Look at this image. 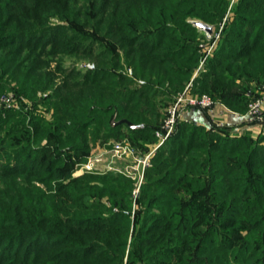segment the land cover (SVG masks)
Wrapping results in <instances>:
<instances>
[{
	"label": "trees",
	"instance_id": "trees-1",
	"mask_svg": "<svg viewBox=\"0 0 264 264\" xmlns=\"http://www.w3.org/2000/svg\"><path fill=\"white\" fill-rule=\"evenodd\" d=\"M258 2L264 4V0H258ZM20 3L21 6L28 9L36 8L33 0H20ZM223 3L226 4L225 0H223ZM251 5L242 10L248 13L249 18H243V20L240 16L236 17L235 22H233L237 23L236 27H239L240 23H244L245 19H251L254 14L261 13L264 16V12H261L257 8L258 6ZM50 7L45 8V11L49 8V12L46 11L44 15L42 14L41 18L43 20L46 15L56 14L54 8ZM235 10L239 13L241 8L238 7ZM224 11L225 8L223 7L219 13L223 14ZM139 13L136 14V20L134 21V26L137 28L131 26L127 29L129 34H127V40L122 44L128 48L126 51L127 64L133 66L135 73L146 76L151 80L155 79L154 81L159 84L166 83L165 94L173 95L184 87L186 80L189 81L194 69L199 64V54L196 48H191L192 52L188 54L185 50L176 55L171 53L166 45L161 47V49H164L162 54H153L156 49L160 48V42L157 44L150 42L146 45L141 37L147 30L151 33L160 28L161 25L165 26L166 19L169 16L163 10L160 12L153 11V8ZM213 13L217 12L213 11ZM158 16L165 17V20L159 21ZM7 17L13 19L14 12L6 11ZM18 18L24 23L27 20L22 16ZM1 25L7 26L5 20L1 22ZM14 25L17 24L12 23L7 28H0V38L3 37L0 39V43L4 42L1 45L9 46L13 44L15 37H17L16 42L20 46L31 45L30 40H23L22 34H25V31L22 28L14 27ZM185 30L192 32L189 28ZM247 31L244 30L242 34L243 36L247 35L245 38L247 42L242 44L236 52L227 49L228 46L223 48L222 44L219 43L217 49L220 50H213L211 55L208 54L209 56L207 55L204 60L205 72L225 67L227 71H231L230 73L234 75L240 73L241 76L264 78V48L258 46L259 41L264 37V32L262 34L260 32L263 30H259L249 39L251 33ZM134 35H137V38L132 41ZM149 37L148 35L147 39ZM136 41L141 42L133 47L132 45ZM2 47L0 46V48ZM184 47L182 46V49ZM224 49H226L225 53L223 52ZM8 52H12L13 56H9V60L6 61L9 63L14 62L16 53L13 50ZM22 59H19L16 63L14 62V65H10V68L7 66L11 71L9 72L12 73L11 76L13 77L17 71V76L14 77H17L22 84L38 87L41 76L46 74L42 73V68L35 67L34 64L26 66V60L21 61ZM95 72H85L82 78H75L76 80L66 76L55 87H52L54 88L53 93L45 97V100L38 99V103L43 102L49 106L53 105V118L51 120L35 115H30V118H28L25 114H20L18 118H15L18 114L11 112V119L6 123L4 133L7 135L6 145L11 152V162L15 167L6 170L4 175L1 174L3 182H0V189L6 195V198H0V214L2 215L0 229L5 231L0 232V241L7 239L8 236L6 235H13L8 231L16 234L24 227H33L37 229L36 232L50 234L49 237H56L58 234L65 233V237H73H70L71 240L81 236L80 234L73 236L71 228L84 230L85 232L94 229L92 232H101V236L106 238L104 240L105 247L94 253L85 250L79 252L80 248L78 250H66L65 255H63L61 254L63 251L57 253L58 250L53 248V246L59 244L54 242L42 246L31 256V250L28 252L23 249L24 253H21V246L17 250L13 249V258L18 261L16 264H44V262L47 264H105L108 262L119 264L120 253L116 251L109 252V246L116 250L124 246L130 234V228L132 231L131 238L136 233L138 235L137 239L140 241L137 248L138 253L144 256L147 255L155 249L156 243L165 242H155L158 240L159 234H157L156 239L147 236L153 234V232L146 231L149 218L148 213L144 214L152 207L153 191L157 192L161 187L158 196L166 200L165 203L170 207L176 208L167 207L165 211L168 220L178 222L177 226L174 227L176 236L170 237L172 249L176 247L181 251V253L177 251L176 254L179 255L177 257H182L184 252H186L185 257H190L195 252L188 249L186 245L205 241L202 244L203 248L200 251L197 248L198 252L196 253L201 257H206L205 264H226L227 255L238 259L239 264H264V181L256 180L255 183H259V186L251 193L248 192L250 187L249 177L256 176L255 173L250 171L249 167H261L264 159V148L256 144L259 138L256 142H253L249 132L235 138L223 134V128H206L195 122L177 121L175 131L159 146L156 156L153 158L155 165L163 155L170 154L171 163H167L166 166L162 163L157 164L153 172H147L148 180L144 183L142 193L139 196V202L143 205V208L141 207L142 209L137 212L132 226L129 219L122 217V214L118 215L113 212L111 215L106 216L105 212L109 208H106L103 213L98 212V209L104 207L99 206L103 205L99 203V196L109 197L114 203L117 201L118 208H130L129 204L126 203L123 207L122 198L119 200L118 197L120 194L124 196V193H126L124 191L131 188V185L125 180L122 181L123 183L116 184L105 181L101 187L93 185L95 189L93 195H88V197L80 196L84 192L83 189L86 188L84 184H81L84 186L82 188H79L76 184L75 188L80 190L78 195L72 194L73 188L65 190L64 187H59L60 185L52 191L53 194H42L35 186L29 191L23 181L26 176H22L20 181L16 180L17 175L30 173L50 175L51 178L55 179H66L71 174L75 164L82 161L81 156H83L89 140L96 141L102 138L119 137L123 133H127L128 137L134 141H140L141 137H147V142L155 141L154 131L160 124L159 117L161 114L159 109L155 108L149 115L141 117V115H144V110L141 107H136V101L140 102L141 100L135 99V103H133L131 102L133 98L130 97L129 93L123 92L119 88H116L113 92L105 85H101L99 81L103 79V72H98L101 74L100 77ZM29 78L32 79L30 84L27 82ZM120 78L124 80L125 76L121 75ZM25 79L27 80L24 81ZM49 79H46L45 82L47 83ZM220 81L222 80L213 79V84L216 85ZM196 82L198 81L196 80ZM40 88L47 89L46 85ZM206 88V84H200V90H206ZM212 96L213 100L224 103L234 111L244 113L247 110V101L249 100H247L248 98L243 91L234 92L232 89L219 88L218 90L213 88ZM119 99L122 101L121 103ZM114 109L116 121L120 118H126L133 123L142 122L143 126L131 128L126 123L113 124L108 118V114ZM25 118H28V124H25ZM1 120H3L2 117ZM0 129L2 130L3 126H0ZM65 147L74 150L77 156L74 157L70 154L64 156ZM165 167H168L169 170L163 178L160 175L165 173L163 172ZM208 176L211 177L210 179L223 180L224 183L228 184L222 189L224 192L227 190L226 194L228 195L226 197L230 201L226 204L225 207L228 208L225 211L226 213L231 211L232 215L235 218L237 217V224H241L244 219L249 221V217L255 219L260 214L258 217L262 219V222L257 224L258 220H256L251 224V227L255 230L252 236L255 241L251 244H249V239L246 237L243 238L240 246L231 248L230 245L225 244L223 238L228 234L225 235L216 227V223H220V220H216L218 222L215 221L213 224L206 225L199 230L198 225L205 221V204H201V208H195L200 204H191L197 201L196 196L197 198L200 197V192H206L209 187L214 189L219 186L218 182L204 180ZM261 176V180H264V173ZM187 181H190L192 186H187V183L189 184ZM178 185H183L182 187L186 190L188 198L171 196L172 189L175 190L179 187ZM192 187L194 191L190 194L189 190L191 191ZM249 194L253 198L250 199L248 196L244 200V197ZM190 196L192 197L189 198ZM222 199L224 198L222 197ZM219 205H222V203ZM190 206L192 208L189 210ZM195 215L196 218H193ZM192 218L193 222L191 223ZM41 222L46 223L43 229L40 228L41 224L39 223ZM61 225H66L68 228L65 229ZM191 225L197 231L193 230ZM110 229L113 230L110 232ZM28 231L32 230H26V232ZM232 233H235V231H232ZM196 237H200V239L198 238V240ZM88 241L79 242L77 246L82 247V245L90 244L93 239ZM231 246H233V243ZM184 260L183 264H192L191 262L184 263Z\"/></svg>",
	"mask_w": 264,
	"mask_h": 264
},
{
	"label": "rangeland",
	"instance_id": "rangeland-1",
	"mask_svg": "<svg viewBox=\"0 0 264 264\" xmlns=\"http://www.w3.org/2000/svg\"><path fill=\"white\" fill-rule=\"evenodd\" d=\"M33 2L36 4L34 6L36 8L28 9L20 5V0H0V28H7L8 25L12 23L17 24L14 25V27L19 29L22 28L25 31V34L21 33L24 38L23 40L31 41V45L29 46H20V44L16 42L18 40L17 37H15L13 39L14 43L9 46L1 45L4 44V42L0 43V46H3L0 48V118L2 117L3 119L0 121V126H3V129H0V182H3L1 180L3 179L1 178L3 177L1 174L4 175L6 170H11L15 167L11 162V152L6 145L7 135L4 133L6 123L11 119V112L18 114L15 118H18L20 114H25L28 118H30V115H35L46 120H51L53 118V105L49 106L43 102L38 103V99L42 98L45 100V97L53 93L54 88L52 87H55L61 80L66 78V76H70L72 80H76L75 78H82L85 72L88 71H96L95 73L98 77L101 76L98 72H103V79L99 81L100 84L105 85L107 88L113 90V92L116 88H119L123 92L129 93L130 97L133 98L131 102L135 103V99L141 100L140 102L136 101V107H141L142 110H144V115H141V117L149 115L155 108L159 109L161 115L159 117L160 124L158 127H160L164 119H166L169 107L181 93H185L184 96H200L206 94L213 102L211 106H200L197 104L188 105L184 110V112L199 111L201 115V117L199 115V120L205 117V121H201L206 124L202 123L201 126L207 128V126H210L212 123L213 125H220V122H218V119L222 118L220 115L230 114L227 111L228 109H226V107H229L222 102L221 103L225 106L224 110L219 111L215 109V104L220 102L213 100V88L218 90L219 88L232 89L234 92L243 91L248 98L247 100H249L247 101V110L244 112L247 113L246 118H248L249 131L247 129L241 130L238 128L239 130L228 132L227 130L230 127L224 125L223 128L226 129V131L222 133L239 138V136H243V134L249 132L253 142H256L259 138L256 144L264 148V99L260 104L258 112H250L249 109L250 103L259 98H264V78L241 76L240 73L234 75L230 73L231 71H227L225 67L205 72L206 68L204 66V60L207 55H211L213 50H220L217 49L220 45L219 43L222 44L223 48L228 46L227 49L229 48L232 52H236L240 49L242 44L247 42V40L245 41L247 35H242L244 30H248L251 33L249 39L252 38L255 32H259V30H263L260 32L263 34L264 16H262L261 13L252 15V18L249 20L245 19L246 22L243 21L244 23L239 24L241 27H236L237 23H233L238 16H240L241 19L249 18L248 13L242 10L245 7H249L251 4H255L261 12H264L263 3L258 2V0H225L226 4L223 3V0H33ZM49 6H51L50 8H54L56 14L51 13L48 16L46 15L43 20L41 16L42 14L44 15L46 11L49 12V8L45 11V8ZM223 7L225 11L223 14H220V9ZM238 7L241 8L239 13L235 10V8ZM150 8H153V11L159 12L163 10L169 16L168 19H166L165 26L161 25L160 28L151 33L147 30L146 32L148 33L146 34V32H144L143 37H141L146 45L150 42L156 44L160 42V48H158V50L156 49L153 54H162L164 49H161V47L166 45V47L171 50L170 52L176 55L181 54L185 50L186 54H188L192 52L191 48H196L200 57L199 64L194 69L189 81L186 80L184 87L173 95L165 94L166 83L159 84L154 81L155 79L151 80L146 76L144 77L139 73H135L133 71V66L127 64L126 51L128 48L122 45L124 44L123 42L127 40V34H129L127 29L131 28V26L137 28L134 26L136 14L138 12L141 13V11L145 12ZM6 11L14 12L13 19H9V17L6 18ZM213 11L217 13H213ZM21 16L27 19L25 23L18 18ZM4 20L7 26L1 25V22ZM158 20L163 21L165 17L158 16ZM201 23L211 26V33L201 27ZM186 28L191 29L192 32L186 31ZM148 35L150 37L147 39ZM2 38L3 37L0 39ZM136 38L137 35H134L132 41ZM138 42L141 41H136L132 46H137ZM182 46H185L184 49H182ZM258 46H263L262 48H264V37L259 41ZM10 50L16 53L14 59L15 63L23 58L21 61L26 60V66L34 64L35 67L38 66L42 68V73L46 75L41 76L38 87L22 84L17 77H14L17 76V71L13 77L11 76L12 73H10L11 71L9 68L10 65H14V62L9 63L6 61L9 60V56H13L12 52H8ZM225 50L226 49L223 51L224 53ZM21 61L20 63H22ZM175 63L178 62L176 61ZM89 65L93 67L90 68L88 67ZM7 66H9V68ZM121 75L125 76L124 80L120 78ZM48 78L50 79L46 83L45 81ZM213 79H220L222 81L214 85ZM26 80L27 79L24 81ZM31 80L32 79L29 78L27 82L30 84ZM196 80L198 82H196ZM201 83L206 84V90L199 89ZM43 85H46L47 89L40 88ZM121 102L120 100V103ZM234 113L241 117L240 112L234 111ZM115 114V109L108 114V118L111 122L115 120ZM182 114L183 112L180 113V117ZM28 118H25V124H28ZM235 120L233 121H235L237 125L242 122L240 118H235ZM139 123L143 124L142 122ZM157 128H155V130ZM155 139H157L156 136ZM117 143L132 151L135 150L134 154H138V157H144L150 150L151 144L155 143V141L147 142V137H141L140 141H134L128 137L127 133H123V135L119 137L102 138L96 141L89 140L87 148L86 150L84 149V154L81 156L82 161L75 164L71 174L66 179H55L51 178L50 175L45 176L39 173H30L17 175L16 180L20 181L22 180V176H26L23 181L27 188H29V191L35 186L38 188L39 193L42 194H53L52 191L60 185L59 187H64L65 190L73 188L72 194L78 195L80 190L75 188L76 184L79 188L84 187L81 185L84 184L86 188L83 189L84 192L80 195L81 197L82 195L87 197L88 195L92 196L95 190L93 185L101 187L104 185L105 181L116 184L119 182L123 183L122 181L125 180L131 185V188H129L130 190L124 191L126 192L124 196L120 194L118 197L119 200L122 198L123 207L129 204L130 208H118L119 204H117V201L114 203L109 197L99 196V203L103 204L99 206L104 207L98 209V212L103 213L106 211V208H109V210L105 212L106 216L111 215L113 212L118 215L122 214V217L129 219L130 225L132 226L137 212L143 208V205L139 202V196L142 193L144 183L148 180L147 172H153L157 164L162 163L166 166L167 163H171V157L170 154L163 155L154 165L153 158H155L157 151L155 150L143 165L138 163L132 156L122 155L121 151H116L114 145ZM64 150V156L68 154L74 157L77 156L76 152L68 147H65ZM262 162L260 168L249 167L250 171L256 175L254 177H249V193L259 186V183H255L256 180L264 181L261 180V174L264 173V159ZM168 170V167L163 168V172L165 173L160 176L164 178ZM210 178L211 177L208 176L204 180L207 182H218L219 186L214 189H210L209 187L206 192H200V197L197 198L196 196L197 201L191 204H200V206H195V208H201V204H205V221L198 225L199 230L206 225L213 224L216 220H220V223H216V227L225 233V235L228 234L223 238L225 244L230 245L231 248L240 246L241 241L245 237L249 239V244H251L255 241V239H252L255 230L251 227V224L256 220H258L257 224L262 222V219L258 217L260 214L255 219L249 217V221L244 219L241 224H237V217L235 218L231 211L227 213L225 211L228 208L225 206L230 201H228L226 197V195H228L226 194L227 190L224 192L222 189L228 186V184L224 183L223 180L219 181ZM187 182H189L187 186H192L190 181ZM178 186L179 187L175 188V190L172 189L171 196L188 198L186 190L182 187L183 185ZM161 188L157 190V192L153 191L154 196L151 200L152 207L149 208L147 212L145 211L144 214L148 213L149 218L146 231L153 232V234H148L147 236L156 239L157 234H159L157 237L158 240L155 242H165L156 243L155 249L144 256L138 253L137 248L140 241L137 239L138 235L136 233H134L131 238L132 231L130 228V234L124 246L117 250L109 246V252L116 251L120 253V259H118L119 264H183L182 262L184 259V263L205 264V260L207 261L206 257H201L199 254H196L198 252L197 248L200 251L205 241L186 245L188 249L195 252V254L190 257H185L186 252L182 253V255L184 254L182 257H177L179 255L176 253L179 250L176 249V247L172 249L170 237L176 236L174 234V227L177 226L178 222L176 220L172 221L167 219L165 209L170 207V205L166 204V200L158 196ZM192 189L191 191L189 190L190 194L194 191V189ZM29 196L31 197L30 193ZM156 196L158 197L154 198ZM248 196L250 199L253 198V196L249 194L244 197V200H246ZM191 197L192 196L189 198ZM222 197L226 199L224 200ZM0 198H6V195L1 192V189ZM220 203H222V205H219ZM170 208L176 209L172 206ZM191 208L190 206L189 210ZM1 216L0 214V217ZM193 218H196V215ZM193 218L191 219V223L193 222ZM1 219L2 217L0 220ZM44 222L46 221L44 220ZM44 222L39 223L41 224V229H43L44 224H46ZM193 225H191L192 229L197 231L195 227L193 228ZM61 226L65 229L68 228L66 225ZM228 229L230 230L228 231ZM26 230L32 231L26 232ZM36 230L37 229L33 227H24L16 234L12 233V231H8L13 235H6L8 238L0 241V264L18 263V261L13 258V249L15 248L17 250L21 246V253L23 249L28 252L31 250V256L42 248V246L54 242H58L59 244L53 246V248L58 250L57 253L63 251V253H61L63 255H65L64 252L66 250H78V248H80L79 252L85 250L86 252L94 253L105 247L104 240H106V238L101 236V232H92L94 229L85 232L84 230L71 228L70 230L73 236H78L77 234L81 235L77 238L75 237L76 239L74 238V240L70 239L71 236L65 237V233L58 234L56 237H49L50 234L36 232ZM112 230L113 229H110V232ZM232 231H235V233H232ZM0 232L5 231L0 229ZM198 238L200 239V237H196V239ZM90 239H93L90 244L82 245V247L77 246V243ZM64 242L67 243L65 244ZM232 243L233 246H231ZM179 252L181 253V251ZM226 259V264H239L238 259H234L233 256L227 255ZM45 263L46 262H44V264ZM105 264L116 263L108 262Z\"/></svg>",
	"mask_w": 264,
	"mask_h": 264
},
{
	"label": "built area",
	"instance_id": "built-area-1",
	"mask_svg": "<svg viewBox=\"0 0 264 264\" xmlns=\"http://www.w3.org/2000/svg\"><path fill=\"white\" fill-rule=\"evenodd\" d=\"M88 67L92 68V65ZM185 93H181L174 103L169 107L168 115L164 119L160 127L155 130V136L157 142L153 144L150 150L144 155V157H138V154H134L135 150L127 149L118 143L114 145L116 151H121L122 155L132 156L138 163L145 164L152 153L171 135L175 130L177 121L180 118V113L188 107V105L197 104L200 106H211L212 101L206 94L200 96H184ZM264 98H259L256 101L250 103V112H258L261 102Z\"/></svg>",
	"mask_w": 264,
	"mask_h": 264
},
{
	"label": "crops",
	"instance_id": "crops-1",
	"mask_svg": "<svg viewBox=\"0 0 264 264\" xmlns=\"http://www.w3.org/2000/svg\"><path fill=\"white\" fill-rule=\"evenodd\" d=\"M221 103V102H220ZM216 103L215 104V109H218L219 111H221V110H224V108H225V106L221 103ZM226 109H228L227 111L230 113V114H222V115H220V117H222V118H219L218 119V122H220L219 124L220 125H216V124H214L213 125V123L210 125V126H207V127H211V128H215V129H217V128H223V126L224 125H226V126H229L230 128L227 130L228 132L229 131H233V130H239V129H247L248 131H249V123H248V118H246L247 116H246V114L247 113H241L240 114V116L241 117H239V116H237L238 114H235L234 113V111L233 110H229V109H231V108H227L226 107ZM225 109V110H226ZM199 115H200V113H199V111H185V112H183V114H182V116L179 118V120L180 121H188V122H195L196 124H205L204 122H202L203 120L205 121V117H203V118H201V120H199ZM235 116V117H234ZM200 117H201V115H200ZM225 117V118H224ZM235 118H240L241 120H242V122L240 123V124H236L235 123ZM178 120V121H179ZM233 120H235V121H233ZM206 125V124H205ZM239 128V129H238ZM223 130L224 131H226V129H224L223 128ZM157 140L158 139H155V143L157 142ZM155 143H152L151 144V146L153 145V144H155Z\"/></svg>",
	"mask_w": 264,
	"mask_h": 264
},
{
	"label": "water",
	"instance_id": "water-1",
	"mask_svg": "<svg viewBox=\"0 0 264 264\" xmlns=\"http://www.w3.org/2000/svg\"><path fill=\"white\" fill-rule=\"evenodd\" d=\"M200 25H201V27H203L206 31H208L209 33H211V31H212L211 26H209V25H207V24H203V23H201ZM112 123H113V124H115V123H118V124H120V123H126V124H127L129 127H131V128H140V127L143 126V124H141V123H133V122H131L130 120H128V119H126V118H121V119H119V120H117V121L112 120Z\"/></svg>",
	"mask_w": 264,
	"mask_h": 264
}]
</instances>
